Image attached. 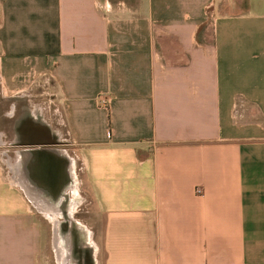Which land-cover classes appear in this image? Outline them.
Instances as JSON below:
<instances>
[{
    "label": "crops",
    "instance_id": "1",
    "mask_svg": "<svg viewBox=\"0 0 264 264\" xmlns=\"http://www.w3.org/2000/svg\"><path fill=\"white\" fill-rule=\"evenodd\" d=\"M3 101L0 264L44 262L42 160L84 166L95 264H264V0H0Z\"/></svg>",
    "mask_w": 264,
    "mask_h": 264
},
{
    "label": "rangeland",
    "instance_id": "2",
    "mask_svg": "<svg viewBox=\"0 0 264 264\" xmlns=\"http://www.w3.org/2000/svg\"><path fill=\"white\" fill-rule=\"evenodd\" d=\"M34 88L36 89L34 90L35 91L34 95H39L42 91L41 87L39 88L35 86ZM41 107H42L41 103L34 102L32 109L35 112L41 113L39 109ZM8 109H9V102L3 101V103L0 104V112L1 113L7 112ZM47 120L50 122V124L53 126L54 129L57 128L56 125L58 119L56 117H47ZM7 127L8 125L6 124V122H4L3 129ZM4 131L6 130L4 129ZM61 134L62 135L64 134L63 130H61ZM32 146L33 148L31 149H36L35 151H38L37 149H52L51 147L46 148L45 146H41L38 144ZM66 154L70 159L72 160L75 159V155L70 148L66 150ZM74 164H76L75 172L77 173L78 180L76 181L74 187H71L73 180L71 181V179H68L66 181L67 195L64 196V200L62 203L63 204L62 206L65 205L64 206L65 209L66 207L67 209L69 207H72L73 211L76 212V214L74 215L76 224L74 225V230L71 231V239H70L71 244L69 250L70 258L73 260V264H95L94 261H92V256H93L92 254H94V252L97 251L98 258H100V252L99 250H97L100 248V245L98 246L97 244L99 240L97 236L100 234L102 230L101 229L102 220L100 214L96 211V206L94 204V201L92 200L88 186V179L84 171V166H81L80 162H78L77 160L76 162H74ZM71 165H72L71 167L73 168V162H71ZM35 216L36 219L43 226V239H44V245L42 250V257L44 260L43 264H68V258L66 255L65 256L59 255L58 257L56 253L54 247L53 223L49 222L50 220L49 217L48 216L46 217L40 211H37L36 208H35ZM62 218L63 217H59L61 221L64 220V218L63 219ZM66 230H64L62 234H65Z\"/></svg>",
    "mask_w": 264,
    "mask_h": 264
},
{
    "label": "bare ground",
    "instance_id": "3",
    "mask_svg": "<svg viewBox=\"0 0 264 264\" xmlns=\"http://www.w3.org/2000/svg\"><path fill=\"white\" fill-rule=\"evenodd\" d=\"M24 125L22 126L21 128V132L19 134L21 140L23 142H27V140L30 138L31 135H28L29 134V128H31V126H29L28 124V121H23L22 122ZM36 135H39V137L41 136L38 132L35 133ZM41 154L43 153V155H45L46 153L44 152H40ZM48 153H51L50 151ZM52 155V153H51ZM59 156V155H58ZM61 160H66V165L68 166V169L69 171L71 170V166H70V163H69V160L68 158H65L62 157V156H59ZM66 157V156H65ZM43 159H48L46 158V156L43 158ZM22 163V161H21ZM55 167H54V164L50 165V169H49V173H54L55 172ZM54 170V172H53ZM37 169L35 167H32V169L30 170L29 169V172H31V176H36L37 175ZM21 174V173H20ZM19 174V176H20ZM53 175V174H52ZM56 176V175H55ZM52 177V176H51ZM64 181L66 182L68 179H71L68 174H64ZM22 180H21V183L22 185L24 186V188L26 189L27 193H29L30 195H32L35 199V202H37L39 204L38 207L46 210L45 211V214L49 217V219L52 221L53 223V232H54V247H55V250H56V253L59 257L60 256H67L68 258V264H73V260L70 258V253H69V250H70V239H71V231L74 230V225L76 224L75 220L73 219L72 217V207H69L67 209L64 208V206L61 205V203L63 202L64 200V196H66V188H67V184L65 183L64 187L63 188H60L61 190V197L59 198V200L61 199V202L57 205L54 206V208L46 205L44 202H42V199L39 198L38 195H36L34 192H32L30 190V188L28 187L27 183H26V180H24V178L21 176ZM48 179V178H47ZM54 180V179H53ZM48 182V180H47ZM69 184V183H68ZM48 186H50V184L48 183ZM58 200V201H59ZM61 205V206H60ZM60 206V208H58ZM58 217H63L65 222L64 223H59L60 221L57 220ZM62 218V219H63ZM67 229V230H66ZM66 230L65 234H62L63 231ZM73 239V237H72ZM95 254V252H94Z\"/></svg>",
    "mask_w": 264,
    "mask_h": 264
},
{
    "label": "flooded vegetation",
    "instance_id": "4",
    "mask_svg": "<svg viewBox=\"0 0 264 264\" xmlns=\"http://www.w3.org/2000/svg\"><path fill=\"white\" fill-rule=\"evenodd\" d=\"M19 107H20V105H19ZM18 107V108H19ZM17 108V109H18ZM17 112H18V110H17ZM25 122L26 121H28V123L30 122L28 119L27 120H24ZM23 122V121H22ZM33 123H35V124H39L40 122H39V120L38 119H34V121H33ZM23 124V123H22ZM31 126V125H30ZM29 131V130H28ZM28 135H31V134H28ZM41 140V138L39 137V135H36L35 133H34V135L32 136H30V142L32 141V142H38V141H40ZM29 142V141H28ZM47 169V167H45V170ZM48 169H50V167H48ZM48 172H49V170H48ZM53 172H54V170H53ZM44 172H42V171H39V173H37V175L36 176H38L39 175V178H43V175L45 176V174H43ZM53 174V175H52ZM56 175V176H55ZM52 176V177H51ZM48 179H46L45 181H42V180H36L37 182H35V183H37L38 185H43V186H45V187H50L49 188V190H48V192H50L51 194H57V192H59L58 190L60 189V188H62L64 185H65V181H64V179H63V177H62V174H61V172H59L58 170H55V172L54 173H49L48 174V177H47ZM62 178V179H61ZM54 179V180H53ZM47 180H48V182H47ZM65 182V183H64ZM48 183L50 184V186H48ZM67 184V183H66ZM41 187V186H40ZM45 190V189H44ZM52 199V198H51Z\"/></svg>",
    "mask_w": 264,
    "mask_h": 264
},
{
    "label": "water",
    "instance_id": "5",
    "mask_svg": "<svg viewBox=\"0 0 264 264\" xmlns=\"http://www.w3.org/2000/svg\"><path fill=\"white\" fill-rule=\"evenodd\" d=\"M52 144H54V145H57V143H52ZM35 152H37V154H40V156L42 157V158H44L45 156H46V158H48V160L50 159V157H51V153H48L49 152V150H46V149H42V150H38V151H35ZM40 152H44V153H46L45 155H43V153L41 154ZM43 160H42V165H40L41 166V168H40V171H42V172H44V174L46 175V179H47V177H48V174H49V172H48V168L46 169V171H44L43 169H42V167H43ZM45 163V162H44ZM50 167V166H49Z\"/></svg>",
    "mask_w": 264,
    "mask_h": 264
},
{
    "label": "built area",
    "instance_id": "6",
    "mask_svg": "<svg viewBox=\"0 0 264 264\" xmlns=\"http://www.w3.org/2000/svg\"><path fill=\"white\" fill-rule=\"evenodd\" d=\"M99 103L101 104L102 107L108 106V101L106 99L99 98Z\"/></svg>",
    "mask_w": 264,
    "mask_h": 264
}]
</instances>
